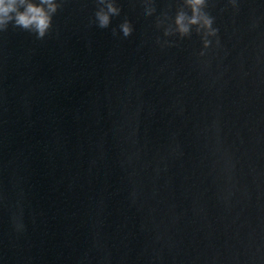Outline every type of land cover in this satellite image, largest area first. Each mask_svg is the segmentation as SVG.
Segmentation results:
<instances>
[{
    "label": "water",
    "instance_id": "water-1",
    "mask_svg": "<svg viewBox=\"0 0 264 264\" xmlns=\"http://www.w3.org/2000/svg\"><path fill=\"white\" fill-rule=\"evenodd\" d=\"M55 4L0 28V264H264V0Z\"/></svg>",
    "mask_w": 264,
    "mask_h": 264
},
{
    "label": "clouds",
    "instance_id": "clouds-1",
    "mask_svg": "<svg viewBox=\"0 0 264 264\" xmlns=\"http://www.w3.org/2000/svg\"><path fill=\"white\" fill-rule=\"evenodd\" d=\"M41 5H46L47 10L44 7H38L29 3L28 0H0V28H3L9 20L13 19L10 13H15L16 24L23 26L24 28H35L40 36L45 34L46 29L50 23V13L56 11L55 0H40ZM103 2V0H101ZM188 7L192 9L191 18L180 14L176 18V25L181 35H186L189 32V26L200 25L204 29L208 30L211 27V21L204 16L200 9L203 6L204 0H186ZM18 7H23L24 11L20 12ZM109 12L115 13L116 9L111 5L108 6ZM98 19L101 26H106L109 22V17L103 13L98 14ZM124 34L127 35V27L123 29ZM209 35L213 34L210 31Z\"/></svg>",
    "mask_w": 264,
    "mask_h": 264
}]
</instances>
